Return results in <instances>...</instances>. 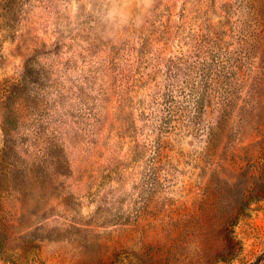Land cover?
Wrapping results in <instances>:
<instances>
[{"label":"rangeland","instance_id":"rangeland-1","mask_svg":"<svg viewBox=\"0 0 264 264\" xmlns=\"http://www.w3.org/2000/svg\"><path fill=\"white\" fill-rule=\"evenodd\" d=\"M77 2L0 0L7 256L264 264V0Z\"/></svg>","mask_w":264,"mask_h":264},{"label":"clouds","instance_id":"clouds-1","mask_svg":"<svg viewBox=\"0 0 264 264\" xmlns=\"http://www.w3.org/2000/svg\"><path fill=\"white\" fill-rule=\"evenodd\" d=\"M56 0H54V3ZM146 3L149 4V6L153 3V0H145ZM61 10L64 9H70L72 14H75L78 9V2L77 0H70V3H65L64 0H59ZM79 4H83L88 6L89 8L92 7V4L90 3V0H79Z\"/></svg>","mask_w":264,"mask_h":264},{"label":"trees","instance_id":"trees-1","mask_svg":"<svg viewBox=\"0 0 264 264\" xmlns=\"http://www.w3.org/2000/svg\"><path fill=\"white\" fill-rule=\"evenodd\" d=\"M5 246V233L0 231V257L4 258V260L9 261L12 264H15L13 258L7 256L6 252L3 250Z\"/></svg>","mask_w":264,"mask_h":264}]
</instances>
